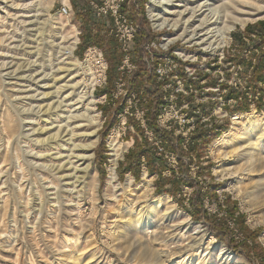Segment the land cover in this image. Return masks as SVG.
Wrapping results in <instances>:
<instances>
[{
	"label": "rangeland",
	"instance_id": "rangeland-1",
	"mask_svg": "<svg viewBox=\"0 0 264 264\" xmlns=\"http://www.w3.org/2000/svg\"><path fill=\"white\" fill-rule=\"evenodd\" d=\"M37 1L38 0H14L16 4L19 3V5H22L20 8L22 10L15 11V13L19 12L17 21L16 19L10 20L5 27H0V40L3 38L1 40L2 43H0L1 64L3 62H7L8 64L14 57V60L18 61V57H24V53L29 51L28 49L23 50V48L26 46L24 43L30 45L32 42L31 40L35 37L33 35L36 32L30 30L33 29L34 26H26L25 29L27 31L23 33L24 28L17 25V23L20 19L23 21L25 19V22L36 20L37 17H34V15L37 14V6L35 5ZM46 1V8H42L44 13L50 4V0ZM63 1L65 3L68 2V0H53L49 9V14H47V16H40L39 21L46 19L52 26H64V34H69V36H73L74 38L77 36V40L73 38L68 44L75 42L74 40L77 42L79 41L78 46L75 47L74 57L78 59L84 67H87L85 66L86 63H84L87 50L83 51L80 49L84 33L83 22L77 16V11L73 6L72 0H69L72 7V16L69 19L60 16L59 8ZM258 3L253 4L258 7L263 6L262 2ZM2 9L3 5L0 0L1 14L4 11ZM139 10L144 11L148 31L152 38H154L151 43L146 44L144 47L146 52L144 63L146 70L153 73L159 84L158 95L161 102V110H163V98L166 95L168 97H173V103L177 106L172 112L169 108H167V111H162L164 115L167 114L165 118L171 117L169 120L167 119L166 124L162 125L161 122L158 123V119L156 120L157 129L160 130V132L165 133L167 138H161L156 135L155 131L148 129L147 120L150 105V100L147 95L148 90L146 88L133 90L130 86L131 78L138 70L135 61H133L134 56L132 55L136 39L130 49L131 59L136 65V68L130 73L120 71L125 54L118 43L120 51L124 57L117 69V81L122 78L124 85L118 86V83H116L110 94H105L106 91L101 93V89L107 90V83L101 87H97V89H93V95L99 100L95 105L97 107L96 112L98 113L99 118V128L97 130L98 139L95 145H92L94 140L93 137L87 134V132L90 133L93 131L94 127L87 125L89 124L88 120L82 122L75 117V119L72 118L75 122L74 124L86 123V126L82 127L79 133L81 132L83 134L85 132L83 135L80 133L82 135L80 140L81 145L83 144L88 148L85 147L82 151L80 149L79 153L89 155L92 152V155L87 157L86 162L90 164V169L97 176L99 184L97 189L98 202L96 206H94L91 201V195L88 193V188L82 184L78 189L80 190L81 188L82 196L84 197V203L82 202V204L84 205H81L83 209L75 207V213L77 216L74 215L75 217L73 216L69 220H60L59 224H57L55 220L53 222H50V220H48V222L47 220H41L42 218L44 219L52 216V213H55L54 211L59 210L61 213L64 210L66 200L61 198V190L59 194L60 197L54 205V197L52 194L54 193V188L50 186L52 184H57L58 186H61L59 187L60 189H63L64 185H62L55 176H51V174H48L47 172H41L39 169L33 168L34 162L23 153V148L26 149L23 143L18 144L20 146L17 147V152L19 156L26 157L25 160L22 157V160H19V162L23 163L25 166L26 172L24 173L26 175L24 174L25 176L22 175L18 177V169H13L14 166H18V161L17 159L14 161L10 154L6 155L7 150L5 149L4 140H6L7 131L4 130L5 125L0 127V134L4 137H2L3 141L0 142V264H189V262L195 264H264V259H262V256H264V222L253 227L248 222L250 213L242 208V203L248 192L251 193L253 197L258 196L259 199L255 200V202L261 203L262 201L260 207L257 209H260L259 215L264 219V193L259 192L264 190V164L260 163L257 165L258 167L255 166L254 171L247 173L249 169L248 164H250L249 160L253 155L258 154V147L261 143L259 142L258 144H255L254 149L256 150H254V152L251 151L252 154L241 156L239 159L238 156L231 157L228 161H231L232 165L237 166L240 171L238 174L225 179H221L215 174L214 169L218 166L219 162L210 153L211 145L231 128L234 118L240 115H247L253 111L259 113L264 112V83L254 85L255 83L253 82L254 78L259 74V68L264 65V36L260 33V30H264V18L254 20L246 27L236 25L230 33V45H227L222 50L212 49L206 51L199 45L191 44L180 39L174 44L166 45V37L168 35L175 36L176 31L171 28H165L163 30L154 29L150 17L149 0H137L134 4L131 3L125 8V12L129 14V17L134 11L138 13ZM257 13L259 16H263L264 9H259ZM27 15L33 16L29 17V19ZM95 18L98 20L102 19L106 23L103 35H112L110 32V29L113 26L112 20L110 18L105 19L96 16ZM57 22L59 24H56ZM196 25L198 24L190 27L191 30L196 27ZM215 26V23H212L205 29V31ZM248 27L253 29L252 33H247ZM56 31L57 30H53L55 35ZM53 32H51L53 39H57V35L55 36ZM58 32L59 31H57V33ZM139 33L140 31L138 32V35ZM59 41H61V39H57V42ZM149 44L155 47H150V49L147 50L146 48ZM43 46L44 45L40 47V51L33 53L28 61L26 60L27 63L25 61L24 68L22 67L19 70L20 75H25L28 79L29 77L31 79L32 76L38 74V76H36V79H38L47 73H53L54 70L50 66L52 63L53 65L57 63L55 60L57 58L56 49L53 50L52 48L49 53L47 51V45ZM94 47L100 48L98 46ZM101 50L103 51V49ZM179 50L186 51L190 55H193L194 58L187 59L183 57L180 55ZM15 52H17V56ZM12 53L13 56H11ZM166 57H170L169 59L172 58L174 60L171 59V61L174 62L173 65H176L175 72L180 75L185 73L184 79H189V84H195L196 87L193 88V92H189L185 95L181 91L187 89L186 84L182 82L179 85L178 79L173 77L177 75L175 73L173 76L167 75V77L164 76L162 79L158 78L156 69H158L159 65L165 66L168 63V60L165 59ZM25 58H27L26 55ZM160 58L162 59L160 60ZM28 65L30 67H28ZM16 68H18V65H15L14 69ZM188 69L194 72L192 76L189 75V72L187 71ZM42 70L45 72L42 73ZM85 71H87V68ZM75 73H73V75ZM85 78V81L88 84L91 83L89 87L92 89L93 85L90 76L89 78L88 76ZM80 80L82 81L81 77L75 79L74 82ZM28 82V80H24L21 83L23 85L24 83L26 85H29V83L30 85L32 84V82ZM50 84H52V81ZM35 87V85H31L27 88L33 89ZM8 88H10V86H8ZM17 88H19V86H17ZM177 89H180V91L178 92ZM54 90L55 88L47 91L52 92ZM72 91L73 89H69L62 92L60 99L58 96L55 97V95H51L47 102H53L55 100L54 106L57 107L58 103ZM6 94L8 97L0 94V100L2 99L0 101V119L2 118L4 121L6 119L7 121L8 111H10L13 117L15 116L13 119H16L15 121L21 126L20 132L22 133L23 125L21 118L24 116L30 118L32 113L29 112L27 115H24L25 113H20V115L19 111L21 112V110L18 109V105H21L20 107L22 110L25 108L26 110L33 109L31 106L41 104V94H38L36 99H32L29 96L36 94L34 90L22 92L19 96H22L23 98L19 102L15 99L13 100V98L11 99V91L6 92ZM230 94L235 96L238 95V100L229 99L228 96ZM27 96L29 98H27ZM70 96L71 97L67 98L68 100L66 103L73 101L75 98V95ZM129 96L132 97L130 102H128L130 98ZM249 101L252 103H250L248 111L235 112L237 109L242 110L245 104ZM66 103L63 101L61 107L62 110H58L59 112L57 111V114H62V117L60 118L62 121L63 119L66 120V116L69 115L68 111H65L68 109ZM28 106L30 108H28ZM127 108L129 110H127ZM115 109H121L120 113H124V111H128V113H124L123 117H119L120 113L115 116V124L109 131L107 137L104 138L103 133L106 131L107 123ZM176 111H179V116L187 115L188 118L192 116H194V118L191 119L189 123H184L183 120L180 121L173 117ZM75 114L76 113L74 112L73 115ZM55 115L49 114L42 117L49 121H41L40 125L42 126L47 122H51ZM122 119H125L123 120L125 121V124H121ZM143 119L146 120L144 124L142 123ZM262 123L264 126V122ZM200 131L206 132L208 137H213L212 142L205 147L201 145L198 146L199 149L197 153L192 152L190 149L193 145V138L195 134ZM114 132H118V140L123 144L122 147L124 150L122 156L118 160L116 168L120 183L125 185L130 176L136 186L143 180L144 174L147 173L153 177L154 191L151 197L158 198L169 196L166 192L171 189V180L178 178L181 180H186L187 178L192 179L193 186L183 187L180 193H178V200L169 196L170 201L174 203L175 211L164 212L160 210L150 219L148 217L149 220L145 216L138 226V223L129 224V221L133 218V215H135L130 203L136 196L140 195V193L136 194L137 191L133 190L130 194L120 195L119 200L116 203L112 200H107L105 196V186L108 176V167L111 164L110 161L112 158L109 139ZM166 139L167 143L163 141ZM103 143L105 147L104 155H102L101 152ZM256 145L258 146L257 148ZM141 148L147 153V155L142 157L140 162L132 163L134 168L133 172L124 174V168H127L129 164V161H127L129 155L131 156L138 150L141 151ZM37 150H39V148ZM121 164L122 166L119 168ZM150 168H154V173H151ZM46 179L49 181H46ZM241 180L243 182L241 185L242 191L240 197H237L235 190H230L229 188L232 183L233 185H239ZM21 184L26 187L20 191ZM37 190L41 192V197L43 196L42 198L38 197L39 195L35 193ZM197 192L204 194L203 207L207 217L215 218V221H222L226 225V228L231 234V242L228 241L230 244L234 245V247L240 248L241 252H237L235 249L229 247L227 245L228 243L219 241L213 235L209 222L206 220H194L192 218L189 209H191V199ZM47 193L52 197L50 195L47 196ZM28 198L30 200H28ZM38 198L44 201L42 209H39ZM29 202L30 204L28 206ZM52 205L56 207L53 208ZM57 205H59V208ZM231 213L233 216H231ZM187 215L189 216V220L187 221L189 225H187L184 220ZM146 219L147 222L145 221ZM200 219H202V217ZM239 220H243V225L249 230L247 231L248 233L245 234L240 229L238 223ZM141 225H145L148 228V231L150 232L149 238L147 235L148 231H139ZM195 227L199 229L197 230ZM199 231L201 235L205 236V241L203 243L198 242L189 253L185 252L186 246L193 244L194 237H198L197 232ZM252 234H255L254 238L251 237ZM128 239H131L129 243ZM209 242H213L215 247H219V250H206V248L210 249L211 247L207 246ZM67 243L69 245L66 252H68L66 253L64 251L61 254H58V250L65 249L66 247H64V245L66 246ZM81 244L83 246H81ZM221 247L226 249L227 255L225 258H222V260H219ZM78 249L81 250L80 253ZM155 251L165 252L162 253L160 261L157 260ZM206 252L208 258L203 262L200 257H203ZM245 252L247 254H245ZM68 254L69 256H67ZM58 258H60V260H58Z\"/></svg>",
	"mask_w": 264,
	"mask_h": 264
},
{
	"label": "bare ground",
	"instance_id": "bare-ground-1",
	"mask_svg": "<svg viewBox=\"0 0 264 264\" xmlns=\"http://www.w3.org/2000/svg\"><path fill=\"white\" fill-rule=\"evenodd\" d=\"M258 1L259 0H149L150 17H151L154 29L163 30L165 28H171V29H174L176 31L175 36L168 35L166 37V39H165L166 45L174 44V43L178 42L177 41L178 39H180V40H183V41L191 43V44L199 45L206 51L212 50V49L222 50L227 45H230V41H231V37H230L231 34L230 33L236 27V25L246 27L250 22L264 18V15L259 16L257 13V11H259V9H261V10L264 9V0L259 1V3L260 2L263 3L262 7H258L257 5H255L258 3ZM1 2L3 5L2 10H4V11L2 14L0 13V27L1 26L5 27L6 24L8 23V21L15 20V19H16V21L18 20L17 18H18L19 12L15 13V11L16 10H22V9H20L22 5H19L18 2H17L18 4H16L14 2V0H1ZM46 2H47L46 0H38L35 3V5L37 6V9H36L37 14L34 15V17H37L36 20L31 21V22H25V19H24V21L22 19H20L21 21L19 20V22L17 23V25H20V27L24 28L23 33L27 31L25 29L26 26H30V25L34 26L33 29H30V28L29 29L33 32H36L33 35L35 37L31 40L32 42L30 45H28L27 43H24L26 46H25V48H23V50L28 49L29 51L24 53V57H21V58L16 57L18 59V61H15L14 60L15 57H14V58H12L13 60H11L8 64H7V62L5 63L3 61H2L3 62L2 64L0 63V94H3L5 97L6 96L8 97L6 92L11 91L12 92V95L10 96L11 99L13 98V100L15 99L16 101L19 102L23 98L22 96H19L20 93L29 92L30 90H34L36 92V94L30 95L29 97L32 99H36L37 98L36 96H38V94H41L40 99L42 100V102H41V104H35V105L31 106L33 109H27V110H26V108L24 110H22V108L20 107L21 105L20 104L18 105L19 106L18 109L21 110V112L19 111V114L25 113L24 115H27V113L31 112L32 116H33V117L31 116L30 118L27 116H24L23 118H21V122L23 125L22 126V131H23L22 133L20 132L21 126H19V124L15 121L16 119L15 120L13 119L15 116L13 117V115L10 113V111H8L7 121H6V119H5V121L2 118L0 119V127L5 125L4 130L7 131V133L5 131H3L4 133H6V140H4V142H5V149L7 150V152H6L7 154L6 153L5 154L6 155L10 154V156H12L14 161H15V159H17V161H18V166L13 167V169H15V170L18 169V173H19L18 177L24 175L25 174L24 172H26L25 166L23 165V163L19 162V160L20 161L22 160L21 159L22 156H19L18 152H17V147L20 146L18 144L23 143V145H24V147H26V149H24L23 147H21V148H23L24 155L31 158L32 161L34 162L33 168L39 169L41 172H47L48 174H51V176L52 175L55 176V178L58 179V181L60 183H62V185H64L63 189H60L59 187H61V186H58L57 184L56 185H53V184L50 185L51 187L54 188V193H52L54 200H55V201L53 200L54 205L57 203V199L60 197L59 194H60V190H61V193H62L61 198L66 200V205H65L64 210L61 213L59 210L54 211L55 213L54 214L52 213V216H50L48 218H44V219L42 218L41 219V220H47V222H48V220H50V222H53L55 220V222L57 224H59L60 220H69L71 217L76 215L75 207H78V209H81L82 208L81 205H84V204H82V202L84 203V197L82 196L83 194L81 192V188H80V190L78 189V187L80 185L84 184V186H86V188H88V193H89V195H91V201H92L94 206H96L97 202H98L97 189H98L99 184H98L97 176L90 169V164L86 162L87 157H90L92 155V152L89 155L79 153L80 149L82 151V149L84 150L86 147L83 144L81 145V140H80V137L85 132L83 134L80 132L82 135L79 133L81 128L86 126L85 125L86 123L85 124H74L75 122L73 119L76 118L82 122L84 120H88L89 124H87V125L94 127L93 131H91L90 133L87 132V134L91 135L93 137L94 140L92 142V145H95V143L98 139L97 138V130L99 128V121H98L99 118H98V113L96 112L97 107L95 105L97 104V102H99V100L93 95V89H95V88L93 87L92 89H90L89 86L91 83L88 84L85 81L86 80L85 77L88 76L87 71H85L86 67H84L83 64L81 62H79L78 59H76L74 57V53H73L74 46H73V44H75V42L77 40V36L74 38L73 36L72 37L69 36V34L68 35L64 34V32H65L64 26H60V25H59V27L58 26L56 27L55 25L52 26L45 18H44L45 20L39 21L40 16H47V14H49V9L52 5L53 0H50V4L44 13V10L42 8L45 7ZM175 3H177V4H175ZM253 3H255V4H253ZM32 16L33 15H31V16L27 15L28 18L32 17ZM212 23H215L216 26L205 31V29L208 26H210ZM11 24H10V26H11ZM56 24H59V23L57 22ZM195 24H198V25H196V27L192 28V30H191L190 27H192ZM221 25H222V27H221ZM11 30H8V31H11ZM53 30L59 31L58 33L56 31V35H57V39H61V41L57 42V39H55V38L53 39L52 34H51V32H53ZM54 35H55V33H54ZM73 38L76 39V40H74L75 42L68 44V42ZM11 39H13V38H11ZM1 40H0V43H2ZM6 42H9V41H6ZM40 45L41 46L47 45V47H48L47 51L49 53L51 52L52 48H53V50L56 49L57 58L55 60L57 61V63H55V65H53V63H52L50 66L54 70L52 74L47 73L38 79H36V76H38V74L37 75L35 74L34 76H32L31 79H30V77L28 79L27 76L20 75L19 70L22 67L24 68L25 61L26 60L28 61V59H30V56L33 53L40 51V49H41ZM2 50H3V48H2ZM15 53L17 56V52H15ZM179 53H180V55H182L183 57H185L187 59L194 58L193 55H190L186 51L179 50ZM5 54H3V55H5ZM25 55L27 58H25ZM6 56H7V54H6ZM11 56H13V53ZM20 60H24V61H20ZM27 61H26V63H27ZM35 62H36V60H35ZM15 65H18V68L14 69ZM28 67H30V66L28 65ZM47 67H49V66H47ZM26 70H27V68H26ZM44 72L45 71L42 70V73H44ZM73 73H75V74L73 75ZM80 77H81L82 81L80 80L78 82H74L75 79L80 78ZM88 78H89V76H88ZM24 80H28L29 82H32L31 85H35L36 87L33 89H28L27 87H30L31 85L29 82L28 83L30 86L28 84L26 85L25 84L26 81L23 85L21 82ZM51 81H52V84H50ZM8 86H10V88H8ZM17 86H19V88H17ZM54 88H55V90L52 92L47 91L49 89H54ZM69 89H73V91L69 92V95L64 97L65 100L64 99L62 100V98H61L62 101H60L58 103L57 107L54 106L55 100L53 102L52 101L47 102L50 99L51 95H55V97L58 96L60 99L62 92H65ZM28 94H30V93H28ZM70 95H75V98L73 99V101L66 103L68 100L67 98L71 97ZM29 97L27 96V98H29ZM26 100H28V99H26ZM63 101H65L66 106L68 107V109L66 107L67 110H65V109L64 110L68 111L69 115L66 116V120L63 119V121H62V120H60V118L62 117L61 116L62 114H60V113H59L60 115L57 114V111L62 110L61 107H62ZM15 103H17V102H15ZM30 105H32V104H30ZM28 108H30V107L28 106ZM74 112L76 113L75 115H73ZM49 114H53V115H55V117L52 118L51 122H47L46 124L41 126L40 125L41 121L47 120V119H44L42 117H45ZM263 116H264V112L259 113L256 111L250 112L247 115L237 116L236 118H234V121L232 123L231 128L228 131H226L218 140H216L211 145L210 153L219 162L218 166L215 167V169H214L215 174L219 178L225 179L227 177H232L235 174H238L240 170L237 168V166H235V165L233 166L232 162L228 161V160L233 156H238V159H239L241 156H244L247 154H252L251 151L254 152V150H256V149H254L255 144H258L259 142L261 143L259 145V147L256 145V148L258 147L259 152H258V154L253 155L251 157V159L249 160L250 164H248L249 169H248L247 173H249L250 171L251 172L254 171L255 166L259 165L260 163L264 164V126L262 123V122H264ZM18 118H20V117H18ZM50 118H48V119H50ZM47 121H49V120H47ZM76 123H77V121H76ZM118 136H119L118 132H114L109 139L112 158L110 161L111 164L108 167V176H107V181H106V186H105V196H106L107 200H112L114 203H116V202H118L120 195L130 194L131 192H133V190L137 191L136 194L140 193V195L136 196L134 198V200L130 203L132 210H133V213L135 215H133V218H131V220L129 221V224L138 223V226H139L140 222H142V219L145 216L147 219H148V217L150 219L151 217H153L156 214V212L158 213V211H160V210H162L164 212L175 211L174 203L170 201L169 196L158 197V198H152L151 197V195L154 191L153 177L148 175L147 173L144 174L143 180L136 186L134 185L133 179L130 176H129L125 185L119 182L118 176L116 173V168L118 165V160L122 156L124 150L122 147L123 144H121V142H119V140H118ZM2 137L3 136L0 134V142L3 141L4 137L3 138ZM21 139H24V140H21ZM38 148H39V150H37ZM86 148H88V147H86ZM247 148H249V149H247ZM25 156L22 157V158H24V160L26 158ZM5 160H6V158H5ZM29 161H30V159H29ZM249 162H247V163H249ZM3 174H4V172H3ZM3 174H1V175H3ZM5 174H6V170H5ZM29 178H30V176H29ZM241 179H243V178H241ZM47 180L48 179H46V181ZM242 183L243 182L241 180L239 182V185H233V183L230 185L229 189L235 190L237 197H240V195H241ZM50 186H49V188H50ZM25 187L26 186H23L21 184L19 190L21 191V190L25 189ZM35 188H37V187H35ZM259 192L264 193V190L259 191ZM35 193L39 195L38 197H40V198L43 197V196L41 197V192L39 190H37ZM49 193H50V191H49ZM49 193H47V196L50 195ZM85 193H87V192H85ZM29 194H30V189H29ZM40 198H38L39 207H40L39 209H42L44 201ZM244 199L245 200L242 203V208L246 212L250 213V217H249L248 222L253 227L263 223L264 219H262V217H260V215H259L260 209L259 210L257 209L258 207H260L262 201H261V203L255 202V200L259 199V197L258 196L253 197L252 194L248 192L246 195V198H244ZM28 200H30V199L28 198ZM21 202H22V200H21ZM60 203H61V201H60ZM29 204H30V202L28 203V206H29ZM107 204H108V201H107ZM263 204H264V201H263ZM58 206L59 205H57V207ZM55 207L56 206H53V208H55ZM25 208H27V207H25ZM147 219L145 220L146 222H147ZM184 220L186 221L187 225H189V223L187 222L189 220L188 215L185 217ZM39 221H40V219H39ZM46 226H47V224H46ZM139 229H140L139 230L140 232L148 231V228L145 225H141V228H139ZM31 230H33V229H31ZM122 233H125V232H122ZM149 233L150 232L148 231V233H147L148 238H149ZM197 233H198L197 236L199 238L194 237L195 239L193 241V244L187 245L185 252L189 253L191 250H193L194 246L198 242L203 243L205 241V236L201 235L200 231ZM122 235H124V234H122ZM131 239H128V243L131 241ZM76 240H78V239H76ZM263 241H264V236H263ZM68 245L69 244L67 243L66 246L64 245V247H66L65 249L63 248L62 250H58V254H61L64 251L66 252V250H68V248H67ZM81 246H83V245L81 244ZM207 246L208 247L211 246V247H210V249L206 248V250H211V249L216 250V251L219 250V247L218 246L215 247L213 242H209ZM70 247H72V246H70ZM59 251H61V252H59ZM80 251L81 250H79V253H80ZM155 252L157 255V260L160 261V259L162 257V253H165V252L164 251H155ZM226 255H227L226 249L224 247H221L219 260H222V258H225ZM67 256H69V254ZM207 256H208V254L206 252L205 255L203 257H200V258L202 259L203 262H205L206 259L208 258ZM68 258H70V257H68ZM74 259H75V257H74ZM226 259H227V257H226ZM58 260H60V258H58ZM189 264H195V263L189 262Z\"/></svg>",
	"mask_w": 264,
	"mask_h": 264
},
{
	"label": "trees",
	"instance_id": "trees-1",
	"mask_svg": "<svg viewBox=\"0 0 264 264\" xmlns=\"http://www.w3.org/2000/svg\"><path fill=\"white\" fill-rule=\"evenodd\" d=\"M90 1L92 0H72L73 6L77 11V16L82 20L83 27H84V33L82 37V44L80 49L87 50L91 46H98L101 49H103V53H105V58L107 59V62L109 64L108 72H107V90H105V94L112 93L115 84L117 83L118 79V72L117 69L119 65L121 64L123 60V55L120 51L118 41L112 36V35H103V32H105V21L100 19H96L93 13V10L90 6ZM131 19H134L139 25H140V33L138 37L136 38V42L134 44V50H133V61H135L137 65V72L132 76L130 81V86L133 90L138 88H146L147 95L150 100V105L148 109V129L151 131H155L156 135L161 138H167L165 133L160 132V130L157 129L156 126V120L158 116L161 113V102L158 95V89L159 84L156 81L155 76L152 72H149L146 70V66L144 63V57H146L145 52V45L148 43H151L154 38H152L151 34L148 31L147 28V21L144 16V11L139 10V12H133V14H130ZM106 19V18H105ZM253 29L250 27L247 28V33H252ZM260 33L262 36H264V30H260ZM136 59V60H135ZM254 85L258 83H264V65H262L259 68V74L254 78L253 81ZM229 99L238 100V95L230 94L228 96ZM247 101V100H246ZM253 101V100H252ZM252 103L249 101L247 104H245L244 108L242 110H235V112L239 111H248L249 105ZM121 109L117 110L115 109L109 119V122L106 126V131L103 133V137H107L109 131L113 128L115 124V116L120 113ZM225 130V129H224ZM218 137V136H216ZM164 138V139H165ZM213 137H208L206 132H199L195 134L193 141H192V148L190 149L192 152L198 151V146H207L212 142ZM167 143V139L163 140ZM167 145V144H166ZM142 149V148H141ZM143 150V149H142ZM137 151L133 153L131 156L129 155V158L127 161H129L128 167L124 168V174H127L129 172H133L134 168L132 166V163L140 162L142 157L146 156L147 153L143 151ZM102 155L105 154V147L104 143L102 144L101 148ZM104 153V154H103ZM199 154V153H198ZM122 164L119 168H121ZM151 173H154V168H150ZM171 189L167 190V194L173 198L177 199L178 193L182 190L185 186H193L192 179L187 178L186 180L173 179L170 181ZM209 194V193H208ZM211 195V194H210ZM212 197V195H211ZM203 199L204 194L201 192H197L194 197L191 199V209H189V213L192 215V218L194 220H206L209 222L210 229L213 233V235L222 242L228 243L227 245L233 249H235L237 252H241V249L238 247H234V245L230 244L231 242V234L230 231L226 228V225L222 221H215V218L207 217V215L204 212L203 207ZM231 216L233 214L231 213ZM202 217V219H200ZM243 220H239V227L240 229L246 234L249 231L246 226L243 225ZM225 226V227H224ZM255 234H252V238H254ZM230 242H229V241ZM245 254H247L245 252ZM262 256V255H261ZM262 259H264V256H262Z\"/></svg>",
	"mask_w": 264,
	"mask_h": 264
},
{
	"label": "built area",
	"instance_id": "built-area-1",
	"mask_svg": "<svg viewBox=\"0 0 264 264\" xmlns=\"http://www.w3.org/2000/svg\"><path fill=\"white\" fill-rule=\"evenodd\" d=\"M137 0H92L90 1V6L93 9L94 15L98 18H110L113 22V26L110 29L111 34L118 40V43L120 45L121 50L125 54V58L123 60L122 66L120 67V71L130 73L133 69L136 68V65L133 63L130 55V49L131 45L133 44L134 40L136 39L138 32L140 31V26L138 23H136L133 19L129 17V14L125 12V6H129L131 3H135ZM59 14L60 16L64 17L65 19H69L72 16V7L68 0L67 3L64 1L62 2L61 7L59 8ZM74 43V42H72ZM79 44V41L75 42L73 44L75 51V46L77 47ZM150 47H155L151 44L148 45L146 48L147 50L150 49ZM170 57H166L165 59L168 60V63L165 66L159 65L158 69H156V73L158 75V78L162 79V77L173 76L174 73L177 74L173 76L175 79H178V84L180 85L182 82L186 84V90H181L185 95H187L189 92H193V88H195L194 83H188L189 79H184V74H179L175 72L176 65H173V61L169 59ZM162 58H160L161 60ZM132 61V62H131ZM86 68L88 76H90V79L92 80V85L95 89L97 87H101L107 83V72H108V62L105 59L104 53L100 48L91 46L87 49V52L85 53V60ZM171 63V64H170ZM189 75H193L194 72L192 70L188 69ZM184 79V80H183ZM118 86H123L124 81L123 79H119L117 81ZM204 83V82H203ZM189 85V86H188ZM179 92L180 89H177ZM197 91V90H196ZM218 91V90H217ZM129 101H131L132 97L129 96ZM103 99V98H102ZM162 108L164 111H167V108L172 112L174 111L177 106L173 103V97H168L167 95L163 98V105ZM127 110H129L127 108ZM163 110H161L160 115L158 116V123H162V125L167 123V119L165 118L167 114H163ZM179 111L175 112L176 119H179L180 121L183 120L184 123H189L191 119L194 118V116L188 118L186 115L179 116ZM124 113H128L124 111ZM124 113H120L119 117H123ZM125 119H122L121 124H125ZM146 120L143 119L142 123L144 124ZM148 121V120H147ZM187 135V134H185Z\"/></svg>",
	"mask_w": 264,
	"mask_h": 264
},
{
	"label": "crops",
	"instance_id": "crops-1",
	"mask_svg": "<svg viewBox=\"0 0 264 264\" xmlns=\"http://www.w3.org/2000/svg\"><path fill=\"white\" fill-rule=\"evenodd\" d=\"M127 6H125V8H126ZM103 92H105V90L104 89H101V93H103Z\"/></svg>",
	"mask_w": 264,
	"mask_h": 264
}]
</instances>
